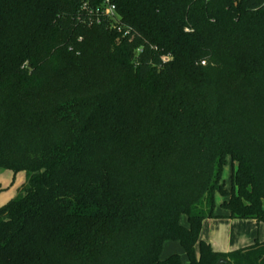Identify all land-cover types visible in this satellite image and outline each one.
<instances>
[{
	"label": "trees",
	"instance_id": "1",
	"mask_svg": "<svg viewBox=\"0 0 264 264\" xmlns=\"http://www.w3.org/2000/svg\"><path fill=\"white\" fill-rule=\"evenodd\" d=\"M0 169V264H264V0H0Z\"/></svg>",
	"mask_w": 264,
	"mask_h": 264
},
{
	"label": "crops",
	"instance_id": "2",
	"mask_svg": "<svg viewBox=\"0 0 264 264\" xmlns=\"http://www.w3.org/2000/svg\"><path fill=\"white\" fill-rule=\"evenodd\" d=\"M214 213L221 217L205 219L202 223L200 232V237L206 242L210 243L214 250L219 252H227L234 247L249 244L256 238L259 240H264V224H256L254 220L230 219L225 217L227 211L219 206V200L215 207ZM181 222L186 224V218L184 216L181 218ZM223 223H230L226 233L219 231L220 225ZM235 224H237V226L239 224L242 229H236L232 233L231 229ZM248 225L250 227L247 229ZM171 242L178 243L177 241H166L162 246L160 254L161 258L169 255V253H166L165 255H162V253L164 247L169 245ZM180 258L182 261L181 255Z\"/></svg>",
	"mask_w": 264,
	"mask_h": 264
},
{
	"label": "rangeland",
	"instance_id": "3",
	"mask_svg": "<svg viewBox=\"0 0 264 264\" xmlns=\"http://www.w3.org/2000/svg\"><path fill=\"white\" fill-rule=\"evenodd\" d=\"M229 175H230V166H226L223 172V179L225 180L227 188L229 187L228 185ZM25 179H26V173L24 171L13 173L12 171L7 169H0V206L17 194L18 188L25 181ZM229 224L228 223L221 224L219 231L226 233ZM249 227L250 226L248 225L247 229ZM236 229L240 230L242 228L240 227L239 224L238 226L237 224H235L234 227H232L231 232L233 233L234 230ZM166 253H169V255L172 253H177L181 255L183 263L187 262V256L184 250L182 249V247L179 245V243L171 242L169 243V245L165 246L162 255H165Z\"/></svg>",
	"mask_w": 264,
	"mask_h": 264
},
{
	"label": "built area",
	"instance_id": "4",
	"mask_svg": "<svg viewBox=\"0 0 264 264\" xmlns=\"http://www.w3.org/2000/svg\"><path fill=\"white\" fill-rule=\"evenodd\" d=\"M104 12L107 16H110V17L113 16L114 14V6L109 4L108 1H107V5H106Z\"/></svg>",
	"mask_w": 264,
	"mask_h": 264
},
{
	"label": "water",
	"instance_id": "5",
	"mask_svg": "<svg viewBox=\"0 0 264 264\" xmlns=\"http://www.w3.org/2000/svg\"><path fill=\"white\" fill-rule=\"evenodd\" d=\"M216 264H232V263H231L228 259L223 258V257H220V258L217 260Z\"/></svg>",
	"mask_w": 264,
	"mask_h": 264
}]
</instances>
